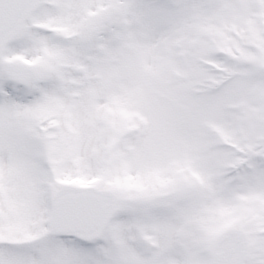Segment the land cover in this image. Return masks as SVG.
I'll use <instances>...</instances> for the list:
<instances>
[{"label":"snow or ice","instance_id":"1","mask_svg":"<svg viewBox=\"0 0 264 264\" xmlns=\"http://www.w3.org/2000/svg\"><path fill=\"white\" fill-rule=\"evenodd\" d=\"M0 264H264V0H0Z\"/></svg>","mask_w":264,"mask_h":264}]
</instances>
